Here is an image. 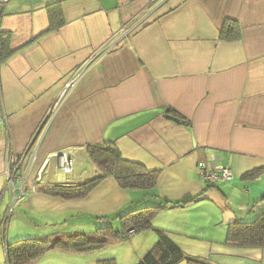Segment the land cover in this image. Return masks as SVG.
<instances>
[{"label":"crops","instance_id":"crops-1","mask_svg":"<svg viewBox=\"0 0 264 264\" xmlns=\"http://www.w3.org/2000/svg\"><path fill=\"white\" fill-rule=\"evenodd\" d=\"M52 1L0 3V27L11 34L15 50L0 65V227L9 208L5 228L12 224L14 240L78 232L38 231L40 225L66 223L61 216L68 212L86 213L94 229L108 223L118 228L116 217L133 208L179 203L160 216L207 208L208 225L152 223L185 253L211 264H221L218 255L263 264L264 249L226 246L224 236H207L205 228L220 212L224 233L228 222L254 215L262 204L264 0H61L64 23L48 32L46 5ZM226 18L240 25L238 39L219 38ZM122 27L135 28L100 55ZM78 68L82 76L29 144ZM167 109L188 124L175 122ZM103 141L114 142L125 158L159 170L155 187L123 190L106 177L81 199L41 191L96 175L86 146ZM66 150L73 157L69 173L55 156ZM10 153L21 155L11 182L5 172ZM199 161L227 166L232 179L204 182ZM252 170L256 175L246 177ZM186 199L195 201L182 204Z\"/></svg>","mask_w":264,"mask_h":264},{"label":"trees","instance_id":"trees-1","mask_svg":"<svg viewBox=\"0 0 264 264\" xmlns=\"http://www.w3.org/2000/svg\"><path fill=\"white\" fill-rule=\"evenodd\" d=\"M61 0H54L46 5L48 15V32L57 30L64 23ZM1 18V14H0ZM1 20V19H0ZM1 22V21H0ZM241 36L240 25L235 20L226 18L219 31L222 40H235ZM11 34L0 27V65L7 62L15 53L10 46ZM171 119L180 124H188L173 110L167 109ZM89 160L98 172L91 178L80 183L55 182L41 189L51 196L73 200L86 197L106 177H112L123 190L148 191L155 187L159 170L148 169L144 164L125 158L114 142L103 141L99 144L86 146ZM257 170L246 173V177L256 175ZM186 199L182 204L193 202ZM260 208L255 211L252 220L235 219L227 223L224 244L232 247H250L264 249V195ZM179 203H160L133 208L119 214L116 218L119 227L110 223L96 228V237L85 232H69L62 236L50 235L42 237L19 238L4 244L6 264H33L41 254L48 250L70 252H88L105 247L109 242H117L129 238L134 233L154 229L156 240L135 264H178L185 260L187 264H211L209 259L192 256L181 250L160 229L152 224L154 216L163 209L178 206ZM132 233V235H130ZM100 264H111L112 260H100Z\"/></svg>","mask_w":264,"mask_h":264},{"label":"rangeland","instance_id":"rangeland-1","mask_svg":"<svg viewBox=\"0 0 264 264\" xmlns=\"http://www.w3.org/2000/svg\"><path fill=\"white\" fill-rule=\"evenodd\" d=\"M161 211V210H160ZM160 211L154 216V222L160 223L163 222L166 225H172L173 222L179 223L181 227L177 228H185L186 226H190L192 223L198 227V225H205L207 226L208 217H205L204 214L209 212V209L205 208L202 210H197L196 212H184L179 214H165V217L160 216ZM216 212V210H215ZM11 213V208L7 210L6 216ZM160 213V214H159ZM67 216L62 215V218H66V223H59L55 226H47V225H40L37 229L38 231H45L52 228H58L61 230H77L81 232L87 233L90 237H96L94 232L96 229L92 228L91 218H88L86 213L83 215H79L77 211H73L72 213H66ZM159 214V216H158ZM255 214V213H254ZM163 215V214H162ZM220 212H216V218L213 219L211 228H205L207 236L210 237H219L224 236L225 233H222L223 224L220 223L222 218L220 216ZM255 215L252 216H245L243 220H252ZM113 219H110V222ZM26 219L24 218H15L14 222L19 223L18 225L26 226ZM152 223V224H155ZM81 226L77 229H73L71 226ZM119 225V224H118ZM115 226V225H113ZM12 227V224H11ZM11 227L5 228L3 230L2 226L0 227V264H6L5 253H4V244L7 242H11L12 234H11ZM13 229V228H12ZM211 229V230H210ZM47 233V231H45ZM224 234V235H223ZM23 237L20 238H27L33 237L32 235H21ZM48 236V235H47ZM17 239V238H16ZM14 239V240H16ZM156 233L154 229H148L141 232V234H134L129 238H125L123 240L117 242H109L105 247L88 251V252H73L74 254H69L70 251H61V250H48L45 251L41 256L33 262V264H100V260H112L111 264H135L138 259L152 246L155 242ZM218 261L221 264H256L254 262H250L245 258H239L235 255H218L216 256ZM178 264H187L185 260H182ZM259 264V263H257ZM264 264V262H263Z\"/></svg>","mask_w":264,"mask_h":264},{"label":"built area","instance_id":"built-area-1","mask_svg":"<svg viewBox=\"0 0 264 264\" xmlns=\"http://www.w3.org/2000/svg\"><path fill=\"white\" fill-rule=\"evenodd\" d=\"M8 0H0V3H4ZM135 27H122L119 32L112 38L108 44L102 49L100 52V55L106 51H109L113 47H115L118 42L122 39L125 38L127 35L130 34V32L133 31ZM83 69H76L69 78L65 81L63 85V89L59 93L58 97L52 102L50 105L48 112L46 116L44 117V120L34 133L33 137L30 140L31 144L32 142H35L38 137L43 132V128L48 125V123L51 121V119L54 117V115L57 113L58 109L60 108L64 98L67 96V94L72 90L74 85L77 83V81L80 79L82 76ZM55 156H59L61 158V169L65 173H69L72 171L73 167V157H72V151L71 150H66L64 152H61L60 154H56ZM20 161H21V155L10 153L8 160H7V166H6V175L8 177L9 182H11V179L14 178L16 175V171L18 170L20 166ZM196 169L200 177L203 179L204 182L208 184H214L216 182L220 181H230L232 179V171L230 168L227 166H213L209 165L205 161H199L196 165ZM7 217L4 219L2 228L5 231V223L7 220ZM132 235V233H130Z\"/></svg>","mask_w":264,"mask_h":264}]
</instances>
